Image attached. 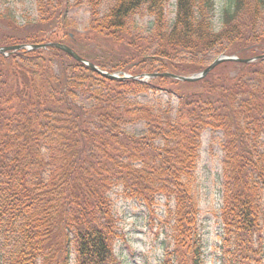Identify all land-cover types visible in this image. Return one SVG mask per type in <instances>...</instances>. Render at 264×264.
<instances>
[{"label":"trees","instance_id":"obj_1","mask_svg":"<svg viewBox=\"0 0 264 264\" xmlns=\"http://www.w3.org/2000/svg\"><path fill=\"white\" fill-rule=\"evenodd\" d=\"M215 1L0 0V48L60 43L133 78L264 56V0H227L218 27ZM208 131L225 264H263V58L190 83L110 80L54 47L0 55V264H123L120 201L164 227L162 264H205Z\"/></svg>","mask_w":264,"mask_h":264},{"label":"rangeland","instance_id":"obj_2","mask_svg":"<svg viewBox=\"0 0 264 264\" xmlns=\"http://www.w3.org/2000/svg\"><path fill=\"white\" fill-rule=\"evenodd\" d=\"M29 1V0H25ZM216 26H219L227 0H216ZM174 7L170 6V11ZM18 12V20H23V13ZM80 30L87 21L84 10L76 11L73 16ZM22 23V22H21ZM211 132L203 136L201 160L199 165L200 178V205L202 215L200 219L201 232L204 240L205 264H225L221 250L219 249V236L221 226L219 224L218 211L220 204L221 182V150L213 141ZM118 210L121 213V226L125 240L118 247V254L123 258V264H162L164 258V240L166 231L161 228L159 221L154 224L145 215V212L135 204L120 201ZM159 217L161 214L159 212ZM228 264V263H227ZM259 264V263H255ZM264 264V261H263Z\"/></svg>","mask_w":264,"mask_h":264},{"label":"water","instance_id":"obj_3","mask_svg":"<svg viewBox=\"0 0 264 264\" xmlns=\"http://www.w3.org/2000/svg\"><path fill=\"white\" fill-rule=\"evenodd\" d=\"M48 47L49 48L54 47V48L59 49L60 51L65 52L66 54L71 56L73 59L78 61L79 63L86 65L91 70L102 75V77H105V78L110 79V80L131 79V80L145 81V80H150L152 78H158V77H164L165 76V78H171V79L181 81V82H190V83L195 82L196 83L197 81L202 80L205 77H207L215 68H217L221 64H224L227 62L248 64V63H252L256 60L262 59V58L264 59V56L253 58V59H240V58L235 57V56H220L214 62H212V64H210L205 70H203L201 73L195 74L191 77H182V76H176V75L174 76L173 74H170V73H163V74L144 75V76L133 78V76L123 74V73H108L106 71H103V69L101 70L99 67L90 63L89 61L83 60L73 50H71V48L68 47L67 45L60 44V43H54V44L49 43V45H31V46L30 45H18V46H12V47L8 46V47L0 48V55L8 56L12 52H17V51H21V50L34 51V50H38V49H46Z\"/></svg>","mask_w":264,"mask_h":264}]
</instances>
